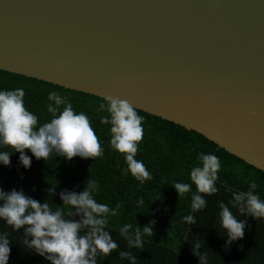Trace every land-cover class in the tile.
Instances as JSON below:
<instances>
[{"label":"trees","instance_id":"trees-1","mask_svg":"<svg viewBox=\"0 0 264 264\" xmlns=\"http://www.w3.org/2000/svg\"><path fill=\"white\" fill-rule=\"evenodd\" d=\"M5 264H264V172L201 134L0 70Z\"/></svg>","mask_w":264,"mask_h":264},{"label":"water","instance_id":"water-1","mask_svg":"<svg viewBox=\"0 0 264 264\" xmlns=\"http://www.w3.org/2000/svg\"><path fill=\"white\" fill-rule=\"evenodd\" d=\"M0 70L173 122L264 172V0H0Z\"/></svg>","mask_w":264,"mask_h":264},{"label":"crops","instance_id":"crops-1","mask_svg":"<svg viewBox=\"0 0 264 264\" xmlns=\"http://www.w3.org/2000/svg\"><path fill=\"white\" fill-rule=\"evenodd\" d=\"M0 264H5V262H4L3 258H2V256H0Z\"/></svg>","mask_w":264,"mask_h":264}]
</instances>
